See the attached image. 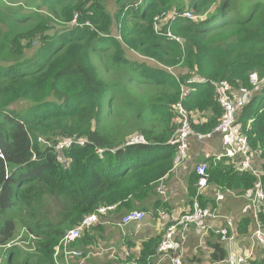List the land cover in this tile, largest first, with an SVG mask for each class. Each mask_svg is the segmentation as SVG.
<instances>
[{"label":"trees","instance_id":"16d2710c","mask_svg":"<svg viewBox=\"0 0 264 264\" xmlns=\"http://www.w3.org/2000/svg\"><path fill=\"white\" fill-rule=\"evenodd\" d=\"M188 7L196 18L159 20L155 30L157 16ZM0 22L21 39L14 60L0 64V264H57L65 233L99 208L146 210L139 206L158 194L159 181L175 167V105L183 103L195 131L210 133L222 117L215 84L227 80L236 91L250 90L252 73L264 78V0H37L23 10L18 0H0ZM142 87L152 94L145 96ZM118 100L132 107L140 125L111 140L100 113L105 106L112 112ZM238 123L262 161L264 184V87L243 106ZM137 134L146 142L129 144ZM70 137L87 141L65 150L64 164L55 145ZM205 162L209 184L218 190L240 196L253 190L257 177L238 170L237 160ZM197 180L194 171L192 205ZM198 199L216 206L205 195ZM260 220L264 224V211ZM19 225L22 241L31 240L27 249L12 244ZM251 226L250 216L236 224L240 235ZM92 229L75 247L97 241ZM161 240L144 241L141 254L126 261L149 264ZM213 248L212 259L228 257L220 243ZM245 264H264V255Z\"/></svg>","mask_w":264,"mask_h":264},{"label":"built area","instance_id":"2783aa9c","mask_svg":"<svg viewBox=\"0 0 264 264\" xmlns=\"http://www.w3.org/2000/svg\"><path fill=\"white\" fill-rule=\"evenodd\" d=\"M177 17H184L194 19L196 16L191 10H178L176 8L163 12L162 15L157 16L155 19V30L159 31L158 21L169 22ZM167 36L175 39L176 41L183 43V38L175 35L172 31L167 32ZM250 83L252 88L250 90L236 91L232 87L231 83L227 80L220 81L215 84L216 100L221 106L222 117L219 124L210 133H200L195 131L191 124L190 114L185 108L183 103L179 101L175 105V109L179 118V126L176 130L171 142L176 144L177 153L175 157V165L180 164L188 157V150L190 145V139L197 137L199 140H205L214 134H220L222 141L225 145L223 152L219 153L215 157V161H219L222 158H230L237 160V169L244 172H250L257 177L255 186L251 192H249L250 203V217L252 218V240L254 245L260 246L264 251V224L260 220V214L264 211V184L261 179L262 165L258 166L255 161V151L252 150L247 134L242 130L241 125L238 123V115L243 106L249 102L253 95L264 87V78L261 79L257 73L250 75ZM41 143H49L43 137L38 138ZM87 139L83 138H63L57 142L55 149L58 152V159L64 164H68L69 160L64 155V151L71 148L73 144H85ZM145 137L137 134L130 139L129 144L145 143ZM102 152V151H100ZM0 157L4 158L2 151L0 150ZM209 165L205 161L197 164L195 171L198 175L197 195L194 197L192 207L183 214L173 218L170 223L167 232L162 238L157 253L163 257H168L171 260V264H194L187 263L180 251V243L176 239L178 230L183 228L187 229L191 226L196 227L202 231H208L210 225V219L216 217L215 208L211 205L202 206L199 202L198 195H203L204 191L210 186L209 184ZM224 195L218 193L216 196L217 201L224 200ZM115 206L101 207L97 212L85 217L81 224L69 229L60 243L58 244L54 258L57 264H72L73 260H83L84 253L75 247L76 242L84 235L86 231H89L96 224L105 220L108 213L113 210ZM146 214L143 211L131 210L127 212L121 220V225L127 226L133 222H141L145 218ZM236 222L232 217H226L222 226L216 229V234L219 236L221 243L233 245L237 239ZM59 256H62L64 262H61ZM125 256H131V253L127 250ZM253 248L248 254H243L236 251L235 248H231L225 262L226 264H245L249 259H253ZM125 264H141L136 260L126 261Z\"/></svg>","mask_w":264,"mask_h":264},{"label":"crops","instance_id":"0c3cea01","mask_svg":"<svg viewBox=\"0 0 264 264\" xmlns=\"http://www.w3.org/2000/svg\"><path fill=\"white\" fill-rule=\"evenodd\" d=\"M210 112L208 116L211 115ZM208 138L207 140H199L195 136L192 137L189 142L188 157L180 164L175 165L172 172L159 181L158 194L153 195L139 206L142 208L144 204L146 210L133 209L145 212L146 216L141 222H133L127 226L121 225L122 217L129 211H116V208H114L108 213L104 221L94 226L101 229L92 227V233L95 234L97 241L101 240L100 237H105L108 241L104 243L111 247L110 251L112 252L106 249V254L102 256L93 253L87 258L85 264H100L107 261H113L115 264H125L127 258L125 253L127 250L131 255L139 256L144 241L157 235L164 237L173 218L183 214L192 207L189 184L197 164L210 157L215 158L225 149L220 134H214ZM261 165L262 161H260ZM218 193L224 195V200H216ZM203 195L208 199L215 200L216 217L209 220L208 231L199 230L194 226L178 230L176 239L180 243V251L184 260L187 263L194 264H226V259L219 262L211 257L214 252L213 247L217 243L225 247L228 254L231 248H235L236 251L243 254H248L253 248L254 257H261L262 255L259 254V250H262L261 247L254 245L255 243L252 240L253 224L248 234L240 235L237 232V239L233 245L221 243L219 236L216 234V229L224 224L226 217H232L237 224L244 216H250L249 194L240 196L227 191L222 192L216 186L210 185ZM157 200L163 201V204L155 206L154 203ZM113 213L123 215L116 225L110 224V218ZM110 253L112 254L110 255ZM60 258H62L60 261L64 262L63 257L59 256ZM75 261L78 260H73L72 264ZM149 264H171V260L156 253V255L150 257Z\"/></svg>","mask_w":264,"mask_h":264},{"label":"rangeland","instance_id":"374dc122","mask_svg":"<svg viewBox=\"0 0 264 264\" xmlns=\"http://www.w3.org/2000/svg\"><path fill=\"white\" fill-rule=\"evenodd\" d=\"M37 2V0H18V7L23 10V9H32V5H34ZM113 3L111 4V6ZM187 10H191L192 13L194 14L193 10L191 8H185ZM30 10H24V12H28ZM6 19V18H2ZM10 30L4 25L3 22H0V64L2 65H7L9 64L8 61H13L15 58V55L13 54V50L18 46L20 43L21 39H18L17 30H13V34L9 33ZM9 34V35H8ZM27 40L23 41V44H25ZM35 47L34 44L32 47H27L25 49V55L26 56H31L32 53L34 52ZM102 55V54H101ZM105 56L100 57L101 59H105ZM107 59V58H106ZM111 75V73H109ZM153 84L149 85V87H152ZM153 88V87H152ZM152 88L147 89L146 87H142L140 91H142L145 96L152 94ZM263 89V88H262ZM127 95V93H125ZM106 105V104H105ZM112 112H110V107L105 106L100 113V126L101 129L108 135V137L111 140H119L123 136H125L127 133H130L133 131V126H139L140 123L139 121L134 119V111L132 107L125 102H122L121 100L116 101L114 103V107H111ZM146 121L149 122L148 120V115L145 118V121L143 122L144 125H146ZM209 138H206L207 140ZM255 161L258 165H260V158L255 155ZM249 193V192H248ZM122 214H114L110 218V224L113 223V225L118 224ZM20 226V225H19ZM99 237V236H98ZM25 235H24V229L22 226L18 228V232L15 235L14 239L12 240V244L14 243H19L21 246H23L25 249L29 248V244L31 242L30 238L27 237L25 241L24 240ZM101 240H98L93 244L92 246H89L87 249L83 248H78L79 250H82L84 253V258L83 260H78L73 262V264H85L87 258L91 254H100V256L106 254L105 250L108 249L110 251V246H108L107 243H104L105 241L107 242L108 240L105 239V237H100ZM112 253H110L111 255ZM260 255H264V252L262 250H259ZM62 260V258H60Z\"/></svg>","mask_w":264,"mask_h":264}]
</instances>
